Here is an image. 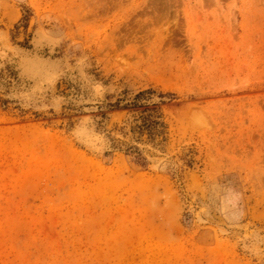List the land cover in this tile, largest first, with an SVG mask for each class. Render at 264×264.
<instances>
[{
    "label": "rangeland",
    "instance_id": "1",
    "mask_svg": "<svg viewBox=\"0 0 264 264\" xmlns=\"http://www.w3.org/2000/svg\"><path fill=\"white\" fill-rule=\"evenodd\" d=\"M0 264H264V0H0Z\"/></svg>",
    "mask_w": 264,
    "mask_h": 264
},
{
    "label": "trees",
    "instance_id": "2",
    "mask_svg": "<svg viewBox=\"0 0 264 264\" xmlns=\"http://www.w3.org/2000/svg\"><path fill=\"white\" fill-rule=\"evenodd\" d=\"M147 92H149V91H139L137 94H135V98H140V97L144 96ZM129 151L137 154V156H136L137 162H139L141 164H145V158L143 156H141V151L139 150L138 147L133 146L130 148Z\"/></svg>",
    "mask_w": 264,
    "mask_h": 264
}]
</instances>
